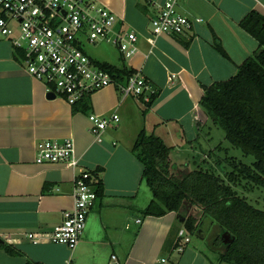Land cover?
<instances>
[{
  "label": "crops",
  "instance_id": "0c3cea01",
  "mask_svg": "<svg viewBox=\"0 0 264 264\" xmlns=\"http://www.w3.org/2000/svg\"><path fill=\"white\" fill-rule=\"evenodd\" d=\"M96 1L117 15V28L136 32L138 47L124 59L113 46L118 53L99 61L124 62L139 70L156 96L146 106L141 97H121L115 85H108L90 95L88 112H74L62 98L48 97L11 44L0 40V264H107L112 253L122 264H231L221 261L220 254L232 241H225L227 232L218 236L212 222H201L204 235H197L212 253L191 244V234L178 251L176 234L183 226L176 212L137 214L147 202L142 205L143 165L132 146L142 129L168 146L183 141L192 146L200 135L196 121L206 125L209 120L199 106L203 86L232 77L259 48L240 21L250 12L264 16V0H181L178 10L202 21L184 33L156 37L149 19L164 0ZM94 113L118 115L101 141L89 130ZM66 138L74 142L78 167L35 162L41 141ZM84 168L101 179L103 194L89 211L78 244L70 249L51 242L49 235L63 211L73 206L74 178ZM144 201L150 200L146 196ZM28 232L39 241L29 239Z\"/></svg>",
  "mask_w": 264,
  "mask_h": 264
},
{
  "label": "built area",
  "instance_id": "2783aa9c",
  "mask_svg": "<svg viewBox=\"0 0 264 264\" xmlns=\"http://www.w3.org/2000/svg\"><path fill=\"white\" fill-rule=\"evenodd\" d=\"M181 0H164L156 5L150 17L152 36L181 34L192 28L201 18H190L178 10ZM117 15L96 0H0V40L8 41L24 69L41 81L48 92L74 104L85 95L108 85H117L110 72L95 64L85 51V44L106 42L118 48L124 59L137 51L134 30L117 28ZM121 97L133 95L150 100L156 89L139 70L129 76L125 85H118ZM90 132L101 141V134L118 115L90 114ZM35 162L63 163L72 168L79 166L74 142L46 139L37 145ZM96 179L88 169H82L74 178L73 206L63 211L62 221L49 235L54 243L76 247L86 226V218L98 195L94 189ZM140 222V219H137ZM25 235L34 243L39 241L33 233ZM182 251L190 241L184 228L177 232ZM165 259H162L164 261ZM95 264V263H94ZM107 264H122L112 253Z\"/></svg>",
  "mask_w": 264,
  "mask_h": 264
},
{
  "label": "trees",
  "instance_id": "16d2710c",
  "mask_svg": "<svg viewBox=\"0 0 264 264\" xmlns=\"http://www.w3.org/2000/svg\"><path fill=\"white\" fill-rule=\"evenodd\" d=\"M240 25L259 43V48L226 80L203 86L199 106L213 124L221 127L226 139L240 148L244 154L254 156L250 164L234 163L227 173V182L214 172L194 169L183 177L170 172L166 145L155 134L140 130L132 151L143 165L142 180L150 188L151 199L142 209L143 216H163L170 211L178 214V221L188 234H195L201 222L210 221L219 228L216 233L227 232L233 239L225 245L220 260L231 264H264V209L255 207L238 186L251 190L254 186L264 188V16L250 12ZM221 51V46L217 44ZM18 57V56H17ZM20 59V58H19ZM95 64L111 73L118 85H125L135 70L107 61L93 59ZM150 100L145 101L149 106ZM90 96L72 104V111L88 112ZM204 121L197 120L200 131ZM98 196L103 194L101 179L94 183ZM188 205V206H186ZM189 208V211H187ZM192 211V212H191ZM219 242L222 240L220 238ZM179 244L176 234L174 248ZM164 245V249H165Z\"/></svg>",
  "mask_w": 264,
  "mask_h": 264
},
{
  "label": "rangeland",
  "instance_id": "374dc122",
  "mask_svg": "<svg viewBox=\"0 0 264 264\" xmlns=\"http://www.w3.org/2000/svg\"><path fill=\"white\" fill-rule=\"evenodd\" d=\"M114 45L106 42H97L95 44H85L86 53L93 59L104 60L111 53L117 54ZM173 142H178L179 139L173 138ZM167 143L171 142L166 140ZM255 160L254 156L244 154L243 151L231 144L225 136L224 130L212 123L209 119L207 124L200 131L199 138L192 144L183 141L180 145L171 146L169 161L170 172L177 177H183L188 172L194 169H205L215 174H218L227 182V173L233 169V164L244 163L250 165ZM239 195L246 196L247 200L255 207L264 209V188L254 186L251 190H244L242 186H238ZM142 205L148 204L147 200L151 199L150 188L142 180ZM188 206V205H186ZM143 216L140 211L137 213ZM178 225L180 222L177 220ZM184 228V227H183ZM185 229V228H184ZM201 229V233H198ZM195 234H192L191 244L202 247L206 252L212 253L204 242L197 235H204V230L201 225L198 227ZM164 257V256H163ZM165 258V257H164Z\"/></svg>",
  "mask_w": 264,
  "mask_h": 264
},
{
  "label": "water",
  "instance_id": "95a60500",
  "mask_svg": "<svg viewBox=\"0 0 264 264\" xmlns=\"http://www.w3.org/2000/svg\"><path fill=\"white\" fill-rule=\"evenodd\" d=\"M47 96L50 97V98H54L56 97L55 94L53 92H48L47 93ZM187 211H189V208H187ZM181 221H183V218H181ZM200 231V229H198V232ZM223 236L225 237V241H229V243L233 240V239H229V235L227 233H224Z\"/></svg>",
  "mask_w": 264,
  "mask_h": 264
}]
</instances>
